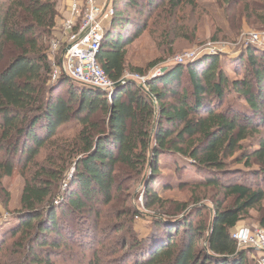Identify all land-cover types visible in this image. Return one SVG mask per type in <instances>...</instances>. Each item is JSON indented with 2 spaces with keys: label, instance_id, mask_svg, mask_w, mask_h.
<instances>
[{
  "label": "trees",
  "instance_id": "16d2710c",
  "mask_svg": "<svg viewBox=\"0 0 264 264\" xmlns=\"http://www.w3.org/2000/svg\"><path fill=\"white\" fill-rule=\"evenodd\" d=\"M218 4L226 12L243 4L236 17L250 19L247 1ZM113 5L99 64L115 84L129 74L148 78L144 87L132 81L108 96L65 76L53 81L56 0H0V188L17 170L25 180L18 225L0 229V252L14 240L12 254L20 258L14 264H56L63 250L77 244L91 254L88 264H102L96 246L104 232L96 223L78 231L73 224H88L92 217L98 221L126 182L148 171L145 207L160 205L154 178L161 158L169 155L188 160L205 175L199 187L223 192L224 201L211 221L194 223L191 213L182 219L163 214L167 219L155 221L154 233L135 237L113 264H251L252 250H239L231 232L255 209L264 229V140L257 149L241 152L242 143L264 129V51L250 46L231 63L233 72L242 74L239 79L231 80L221 68L219 53L147 76L157 62L134 67L127 48L151 29L159 50L173 55L177 41L188 37L182 14L205 8L198 0H114ZM232 94L235 101L225 108ZM67 126L79 129L58 136ZM44 149L46 158L39 163ZM231 162L258 169L243 181H227ZM176 170H182L180 164ZM185 209L182 205L177 213ZM4 257L0 264H11Z\"/></svg>",
  "mask_w": 264,
  "mask_h": 264
},
{
  "label": "rangeland",
  "instance_id": "374dc122",
  "mask_svg": "<svg viewBox=\"0 0 264 264\" xmlns=\"http://www.w3.org/2000/svg\"><path fill=\"white\" fill-rule=\"evenodd\" d=\"M56 1L59 18L57 19V33L51 41L50 62L53 67V73L60 64L65 50L66 36L62 32L60 24L68 7L67 0ZM198 1L204 6L205 11L198 10L194 13L186 10L182 14L181 17L184 19L183 28H185L188 37L177 41L173 55L168 56L167 52L164 53L159 50L153 40L151 29H149L127 48L129 63L134 67L145 69L150 63L157 62L155 67L147 71V76L155 73H161L162 75L176 64L177 58L183 57L187 53H198L204 49H211V51L222 55L221 68L226 70L231 80L241 78L242 74L233 72L231 63H236L238 61L236 59H238L240 54L250 46L256 50L264 51V0H244L248 2V13L250 15L248 20H238L236 17V15H239V11L243 9V4L235 8L232 6L226 12L224 8H220L218 0ZM238 1L240 2L241 0H236V2ZM186 27L188 28L187 30ZM195 29L196 37L193 38L192 34ZM256 36L258 41H253ZM216 38L218 40H215ZM54 43L59 44L57 50L53 49ZM245 62H247V58ZM126 77L140 85L137 80L133 79V75L129 74ZM53 81L56 80L53 79ZM184 81L186 83L187 79L185 78ZM73 84L82 87L79 84ZM67 91L68 87L61 91L62 95H66ZM234 98L233 94L230 95L224 107L230 106L235 101ZM78 129L76 126L61 128L58 136H71ZM262 139L264 140V129H261L260 134L254 135L243 142L241 152H250L257 149ZM46 154V150H42L37 161L43 163ZM177 164L181 165L182 170L180 172L176 170ZM257 169L256 165L253 166L252 170H249L244 164L231 162L227 168L231 176H227L225 179L227 181L233 179L243 181L247 175H250L251 171ZM149 176L150 172L148 171L139 179L126 182L122 193L117 196L113 205L102 211L98 221L97 218L92 217L88 224H86L85 220L80 221L79 226H77L78 223L73 224L75 230L78 231L85 225L93 226L96 223L98 230L104 232L103 234L100 233L98 238L99 245L96 246L98 253H100L102 264H113L114 260L117 261L124 257L125 251H128V245L134 242L135 237L146 238L153 234L155 221L167 219L163 214L168 213L176 219H182L191 213L194 216V223H199L201 218L211 221L215 214L216 205L225 199L223 192L199 187L198 182L204 179L205 175L196 172L188 160L167 155L161 158L158 175L154 178L156 181L154 189L162 199V203L147 209L145 207L147 201L145 189L149 182ZM24 187L25 180L20 170H17L11 178L3 180L0 188V229H3L1 232H6L9 228L18 225L15 216L21 209ZM229 204L230 201L226 202L224 207ZM182 205L186 206L185 212L177 213ZM130 208L132 210L128 211ZM128 212L130 215H127ZM200 212L202 217H196ZM124 213L126 214L124 215ZM260 218V210H251L243 217L234 230L241 228L262 229L259 225ZM119 227L123 230L116 232ZM13 243L14 240H8L5 248L0 252V257L5 256L4 261L6 263L14 264L20 259L16 254H12ZM126 244L127 248L124 250ZM69 248L67 252L63 250L65 257L57 259L56 264H88L92 260L91 254L88 251L79 249L77 244H72ZM15 251L17 252V250ZM15 251L14 253H16ZM252 259V256H248V262L254 264L255 262L253 263ZM133 261L131 260L129 263L131 264Z\"/></svg>",
  "mask_w": 264,
  "mask_h": 264
},
{
  "label": "built area",
  "instance_id": "2783aa9c",
  "mask_svg": "<svg viewBox=\"0 0 264 264\" xmlns=\"http://www.w3.org/2000/svg\"><path fill=\"white\" fill-rule=\"evenodd\" d=\"M67 3V11L60 24L66 36L65 50L52 77L57 80L65 76L75 84L98 88L111 96L116 84L106 76L98 57L114 16V0H67ZM253 41H258V37H254ZM58 46L54 43L53 49L57 50ZM214 53L211 49L187 53L177 58L176 64H188L205 54ZM159 75L161 73L149 76ZM128 78L121 82L132 80ZM147 78L133 75L141 86H145ZM231 235L239 250H252V260L256 264H264V229L241 228L233 230Z\"/></svg>",
  "mask_w": 264,
  "mask_h": 264
},
{
  "label": "water",
  "instance_id": "95a60500",
  "mask_svg": "<svg viewBox=\"0 0 264 264\" xmlns=\"http://www.w3.org/2000/svg\"><path fill=\"white\" fill-rule=\"evenodd\" d=\"M130 82H132V80H127V81H124V82H120V83H118V84H116L115 85V89L117 88V87H119L120 85H122V84H126V83H130ZM141 87H144V86H141ZM94 89H96V90H99V91H102V90H100V89H98V88H94ZM102 92H104V91H102ZM105 93V92H104Z\"/></svg>",
  "mask_w": 264,
  "mask_h": 264
}]
</instances>
